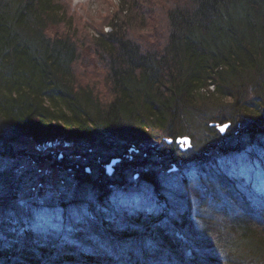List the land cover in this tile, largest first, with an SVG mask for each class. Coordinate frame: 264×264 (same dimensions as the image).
<instances>
[{"label": "trees", "instance_id": "obj_1", "mask_svg": "<svg viewBox=\"0 0 264 264\" xmlns=\"http://www.w3.org/2000/svg\"><path fill=\"white\" fill-rule=\"evenodd\" d=\"M67 9L60 0H0V154L30 157L19 144H8L28 137L40 143L55 138L81 143L63 155L64 163L51 164L63 171L72 167L70 158L80 159L73 166L81 169L87 187L80 191L71 178L61 195L66 198L58 205L67 221L74 212L71 207L82 202L90 215L85 208L76 210L87 218L81 233L75 229L83 224L79 221L63 225L62 230L51 223L39 229L32 216L34 204L28 202L26 207L18 202L22 187L13 188L2 175L0 264H109L119 258L126 263L128 257L132 264H264V203L260 204L258 193H252L251 185L236 178L241 171L233 170V162L226 159L235 151H219L229 139L216 129L209 126L201 148L191 153L199 184L185 185L182 178L180 196L173 200L169 194L173 188L161 192L157 175L146 169L141 177L155 189L158 207L125 214L124 221L116 220L119 211L108 205L113 191L108 183L117 176L125 180L121 172L125 162L111 176L103 165L117 153L129 161L126 153L132 145L140 150L141 145L135 144L138 139L127 141V135L135 132L131 126L152 130L151 137L190 134V126H185L189 117L196 112L208 117L205 112L218 101L216 115L205 120H230L235 125L240 116L252 115L264 121L263 106L245 102L254 84L256 101L264 100V81L252 80L249 87L239 89V77L249 63L264 68V0H119L109 18L111 30H99L94 36L77 31ZM159 12L163 20L155 27ZM130 18L159 35L158 41L154 34L149 43L143 41L152 32L132 33ZM85 54L93 55L92 62L102 69L112 99L105 101L93 87L78 82L76 66ZM237 63L244 71L227 69ZM228 98L232 103L225 107L223 100ZM245 123L241 132L257 142H241L242 148L253 145L254 152L264 154V125L256 128L251 120ZM6 128L12 133L8 139L3 133ZM109 130L110 145L116 141L120 147L98 160L95 151V158L84 157L101 148L99 136ZM161 140L165 141L163 155L170 154V149L177 151L174 158L181 154L176 144ZM147 151H136L138 157L130 161L137 158L141 164L144 160L139 159ZM55 156L57 151L50 156L51 162ZM257 160L263 164L264 156L250 161ZM87 166L99 169L100 176L87 174ZM5 170L13 176V166ZM211 175H218L220 181H212L215 176ZM185 187L193 188L199 204L183 196ZM126 242L132 249L127 250Z\"/></svg>", "mask_w": 264, "mask_h": 264}, {"label": "rangeland", "instance_id": "obj_2", "mask_svg": "<svg viewBox=\"0 0 264 264\" xmlns=\"http://www.w3.org/2000/svg\"><path fill=\"white\" fill-rule=\"evenodd\" d=\"M63 2V5L68 7L67 11L68 14L72 15L71 22H74V28L77 31H82L85 34L89 33L91 36H94L95 33L99 30H109L111 29L110 26V20L113 12L118 7L119 0H60ZM161 3V1H158L157 4ZM156 16L158 18V22L156 24L155 20H150L152 25H155V27L158 26L159 21L162 22V18L164 15L159 12L156 13ZM160 17V18H159ZM160 22V23H161ZM128 28L129 30L134 33H149L152 31H146L142 29V27L136 23L133 19L130 18L128 21ZM59 31H64L63 28H60ZM156 35V33L152 34H146L144 36V40L147 43H149L152 40V36ZM159 35H156V39ZM158 41V40H157ZM159 47L161 44L158 45ZM88 51V50H86ZM86 58L81 60L78 65L76 66V72L75 75L77 76L78 82H81L82 86H85L86 84L93 87L94 92L96 95L100 98H104V100L112 99L111 94V86H109V82L106 81L105 76L103 75L102 69H99L97 64H94L92 62V56L89 54L88 56L85 54ZM92 59V60H91ZM224 102H226L225 107L230 106L232 103V99H224ZM214 103V102H213ZM219 101L213 104V106L209 107L211 110L206 111L205 113L209 114V116H215L216 110L219 105ZM258 110V114H261V111ZM221 112V109H220ZM223 113V112H222ZM202 116L199 113L196 112V114H193V116L189 117V120L186 121L185 126H190V136L192 137V148L191 153L197 152L205 141L207 134L209 132V126L218 131L220 135L223 137H226V139H235L241 142H247L251 141L254 137H250L249 135L243 133L240 131V126H236L234 124L229 123V127L227 128L226 132L224 134H221V129L219 128V125H224L226 123L222 121H214V120H204ZM207 117V116H206ZM207 117V118H208ZM185 116V120H186ZM211 123H215L212 124ZM239 127V128H238ZM240 131V132H239ZM256 137V136H255ZM263 137V136H262ZM262 137L260 139H262ZM165 138V135H160L159 137H154L153 140H151V144L154 147L155 143H160V151L163 150V146L165 141H162L161 139ZM25 138H23L24 140ZM128 139V138H127ZM157 139V140H154ZM256 139V138H255ZM252 140L254 142H257L256 140ZM19 140L17 144L21 146L22 150H25V154H31L28 156H25L23 158L20 157H13L7 154H0V171L2 169L5 170L7 167L14 166L16 168V172L18 175H23L22 180L20 182V185L22 187V191L19 193V200L20 203H28L31 202L34 204V211L33 215L35 220V225L39 227V229L45 228V226L48 223L55 224L58 229H61L63 225H67V223H70L71 225L78 223V221L83 224L81 226L76 227L75 229L79 230V233H81L83 228L85 227L84 223L87 220L85 215H82V212H76L79 209H82L86 212V215L89 216V207L86 206V204H80L78 207H71V209L74 212H70L67 216V219L64 216V212L61 211L62 208H60V201L63 198H66V196H61L62 193L67 192L68 185L67 183L70 181V176L68 175L67 178L68 182L65 178H63V175L61 174L58 167L54 168L55 165L51 164V158L52 154L55 155V152L57 151L59 157H62V155L67 154V152L72 153L76 148L77 145L80 146L81 143L78 141L75 142L72 139L68 140L65 138H55V140H49L44 141V143H40L36 141L34 138L31 139V137L26 138L24 141ZM167 140V139H166ZM23 141V143H22ZM128 142H131L130 139L127 140ZM126 139H124V143L127 142ZM162 141V142H161ZM168 141V140H167ZM22 143V144H21ZM249 146V145H248ZM253 145H250L249 148H252ZM136 147V145H135ZM263 149V147H262ZM153 149H150L152 151ZM246 149L237 152V153H231L229 156H226L227 160H231L234 164V169L236 170L239 168V174L238 177L242 176L245 179H242L241 183L249 184L253 188L252 193L255 194V192L258 193L257 196H260L261 199L260 204L263 205L264 203V168L261 166V163L257 161H250L253 157H263L264 154H261L262 150H258L256 153L249 154V151H245ZM190 153V151H189ZM148 151L146 152V156L148 155ZM141 157L140 160H144V164L139 169H133L129 172V174L126 175V183H128V187H121L119 189L113 190L111 194V197L108 200V205L112 208H114V211H119V214L117 215V219L119 221H124L127 219L128 216L125 214H133L136 210L139 209H151L152 207H158L156 205L157 199H155V194L153 190V186L151 183L146 182L142 179L141 174L144 173V170L148 169V158L145 159V157ZM149 157V156H148ZM149 159H153L155 162L161 163V158H157L156 154L151 155ZM151 162V161H149ZM14 163V164H13ZM157 164V163H156ZM162 165H159L158 171H161V169H164L163 163ZM264 164V162H263ZM262 164V165H263ZM171 166V165H170ZM180 172H176L175 174H169L167 176L171 179V182L167 184L168 188H176L177 186H184L181 184V182H178L184 179L185 185L190 183L192 186L193 184H199V180H196L195 176V169L192 166L183 167L179 170ZM219 174V172H217ZM194 175V176H193ZM241 175V176H240ZM215 176V178H211L212 181L219 182V176L218 175H211ZM218 176V177H217ZM178 182V183H177ZM240 182V181H239ZM222 184V183H221ZM130 187V188H129ZM177 191H180V188L177 187ZM256 195V194H255ZM86 196V195H85ZM166 197V195H164ZM88 198V196H87ZM256 199V196H254ZM253 198V199H254ZM89 199V198H88ZM165 203L167 202L168 198H164ZM107 202V201H106ZM158 202V201H157ZM58 205L56 208L55 205ZM162 207V206H161ZM88 208V209H87ZM36 209V211H35ZM153 209V208H152ZM104 210L108 212H112L111 208H104ZM130 212V213H126ZM135 215V214H134ZM135 219H137L135 217ZM71 221V222H70ZM74 221V223H73ZM116 222V221H114ZM138 222H142L141 220H138ZM73 223V224H72ZM137 223V220L135 221ZM69 224V226H70ZM82 227V228H81ZM145 227V226H144ZM85 229V228H84ZM62 230V229H61ZM135 238V237H132ZM147 241V240H146ZM125 246H127V250L132 249L131 243L126 242ZM127 257V256H126ZM126 257H123V260H126ZM130 257L127 258L126 263L125 261H122L121 258L120 261H115V263H109V264H132V261H129ZM53 261L50 262V264ZM85 263V262H84ZM67 264V263H62ZM72 264H81L79 262H73ZM83 264V263H82ZM88 264V263H85Z\"/></svg>", "mask_w": 264, "mask_h": 264}, {"label": "bare ground", "instance_id": "obj_3", "mask_svg": "<svg viewBox=\"0 0 264 264\" xmlns=\"http://www.w3.org/2000/svg\"><path fill=\"white\" fill-rule=\"evenodd\" d=\"M110 30L111 29L106 30V31H110ZM227 69L232 70V71H238V70L241 71V70H243L242 67L239 66V63H237V65H234V67H231L230 66ZM247 69H248L247 71H244L243 70L244 73H242L241 74V77H239V80H240V88L239 89L240 90H243L246 87H249L251 85V83H252V80L253 81H256L258 83L264 81V76L262 74V73H264L263 65H260V64L257 65V64H254V63H249ZM256 82H254V83H256ZM253 87H255V84L252 87H249L248 88V90L250 89L251 91L249 92V96L247 97V99H246L245 102H247V105L254 104V103H256L257 105L260 104V105L263 106V109H264V100H260L259 102L256 101V94L254 93V90L251 89ZM211 89L213 91H216V86L215 85L211 86ZM240 90H238L239 93L241 92ZM202 118L204 120L206 119L205 116H202ZM250 120L252 121V123H254V125L256 126V128L259 125H262V124L264 125V123H262V121H263L262 119H260L259 117L252 116V115L251 116H245V115L240 116L239 119H235V121H236L235 122V125L240 126V128L238 127L240 129V131H245L244 130V127L246 125L245 121H250ZM229 121L228 120H225L224 123H228ZM230 123H231V121H230ZM131 128H134L135 129V132H134L133 135H131V137L129 135H127L128 139H131V138L138 139L135 144L141 145L140 150H142V152L147 151L146 148H148V149L151 148L153 150L150 153H153L154 155L156 154V157L157 158L159 157V158H161L162 160L165 161V162H161L165 166L164 169H161V171H158L159 165H162V164L161 163H158V162H155L153 159H149V157H151V155H153V154H150L149 153L147 155V157L149 156L148 157V160L151 161V162L148 161V166L149 167H148L147 170H151V171H154L155 172V174L157 175L158 181L161 182V184L159 185L161 192H163V191L166 192V190H169V188L167 187V184H169L171 182V179H173V178H171V179L168 178L167 179V176L169 174H175L176 172H180L179 170L182 169L184 166L186 167L187 164H189V166H192L193 165V161L191 160L192 158H190L191 157V150H190L191 147H187L185 149L186 142L185 141H182V140H179L178 141V138L179 137L184 138V137L188 136L191 139H192V137L189 135V133H186L185 135H178L175 138L174 137H170V136H168L166 134L165 138L168 140L169 144H176L177 147L180 148L181 154L185 156V157H182L181 154H180L179 156H177L176 158H174L177 151L176 152L175 151H170L171 150L170 149L169 150L170 154L167 155V153H166V155H163V153L159 149L160 148V143H158V142L155 143L154 142L153 144L155 146L154 147L152 146V144H151L150 141L153 140V138L155 137V136H152V137L150 136V135L153 134V133H151L152 130L147 129V128L145 129L143 127L141 128L140 125H136V126L134 125V126H131ZM105 130H107V129H105ZM217 131L220 132V130H217ZM110 132H111V130L106 131V133H104L101 136H99V141H100V146H101V148H98L99 150L95 148L96 150L93 149L92 151L88 152V154H84V157L90 156L93 159V158H95V155H94L95 152H99L98 155H97V158H96V160H98V158H100V156L104 157V156L108 155L110 153V151H112V150L114 151V150L118 149V147H120L121 143L119 145L116 141H113L111 143V145H110V140H109V134H110ZM153 132H156V131L153 130ZM3 133L6 135L7 139L12 135L11 130L9 128H6L3 131ZM261 134L264 135V132L262 131ZM154 140H157V139H154ZM1 143H3L2 140L0 141V144ZM8 144H10L11 147L18 145L14 140L8 141ZM109 145H110V148H109ZM249 146L246 145L244 149H246L247 151H249L250 152L249 154H253L254 153L253 151H255V149L254 148H249ZM242 147H243L242 143L240 145V143H239V141L237 139H232V140L229 139L228 142L222 143L220 145L219 151L220 150L221 151L225 150L226 152H230V150H234L235 151L234 153H237V152H240V151L244 150ZM108 148H109V150H106ZM127 150H128V152L126 154H128L130 160H131V158L133 156L134 157H138L139 154H137V152L140 151V150H139V148L135 147V145H132L131 149L128 148ZM182 151H183V153H182ZM189 151H190V153H189ZM188 153H189V156L186 155ZM55 157L56 158H54L51 163L58 164V165H60L59 163H64L65 158L63 157V155H62V158H60L59 156H55ZM127 158L128 157L127 156L124 157V155H122V153H117V154H114L113 156H110L108 159L104 160V162H103V165H105V171H106V173L109 174V176H111L112 174H114L113 173L114 171L116 173H118L116 171L118 165L121 164V163L123 164V162H125V164H124L125 167L124 168L122 167V170H121V172H123L122 175H123V178L125 177V180L123 181V180L119 179V177L117 176V177H113L112 182L108 183L109 186L113 190L119 189L121 187H124V188L125 187H128V183H126V175L129 174V172L132 171L133 169H139L144 164V161L140 164V162H138V159L137 158L136 159L134 158V160H132V161H130V160L129 161L123 160V159H127ZM70 159H71V161H69V162L72 164V167L70 166L69 168H67V170H65L66 168H64L63 171H61L60 169L59 170L63 173L64 178H65V176L67 177L69 175L70 176L69 177L70 180H71V178H72V181L73 180H76L77 183H79V184H77L78 185V188L80 187V191H83L87 187V185H86L87 182L84 180V174L81 173V169H79L77 166H73V163L74 162H78L80 164L81 163L80 162V159H78V161H75L74 158H70ZM83 159H85V158H83ZM113 160H116L115 163L112 162ZM183 161H185V162L182 163ZM132 162L134 164H136L137 166L136 165L135 166L134 165H130V163H132ZM138 166H140V167H138ZM261 166H263V168H264V164L262 165V163H261ZM61 168L63 169V167H61ZM13 172L14 173H13V176H12L11 174H8L6 170L2 169V171H0V179H3L2 175H4V177H6V178H9L10 179V183L12 184V186L14 188V186L20 185V182H21V180L23 178L22 177L23 175H18L17 172H16V168H14V171ZM144 172H146V170H144ZM86 173L87 174L93 173L96 177H99L100 174H101V173H99V169H97V168H90V166H87L86 167ZM236 178L240 182H242V179H245L243 176H242V178L241 177H238V176ZM65 179L68 182L67 178H65ZM232 185H234V183ZM177 187H179L180 189L183 188L182 186H177ZM177 187L176 188H173L172 189L173 191H170L169 190V194H172V199L173 200L180 196L179 195L180 192H178L176 190ZM188 188H189V186H188ZM188 188L185 187L186 192L183 193V196H187L188 197V195H189V197L191 198V201L194 202V204H195V202L199 204L198 201H195L194 193L191 192V191H193V188L192 187L190 189H188ZM153 190L155 191L154 188H153ZM21 191H22V188H21V190L19 192H21ZM156 191H158V190L156 189ZM253 192H254V190H253ZM229 193L232 194V192H229ZM255 193H257V192H255ZM259 195L262 196L261 194H259ZM260 196H258L257 199H259ZM18 197L16 198L17 200H19ZM259 200H261V199H259ZM18 202H20V201H18ZM25 206L28 207V203L27 202L25 203Z\"/></svg>", "mask_w": 264, "mask_h": 264}, {"label": "water", "instance_id": "obj_4", "mask_svg": "<svg viewBox=\"0 0 264 264\" xmlns=\"http://www.w3.org/2000/svg\"><path fill=\"white\" fill-rule=\"evenodd\" d=\"M230 123V122H229ZM229 123H226V124H224V125H219V128L221 129V133L222 134H224L225 132H226V130H227V128L229 127ZM212 124H215V123H211V125ZM179 140H182V141H185L186 142V147H185V149L187 148V147H192V139L190 138V137H188V136H186V137H184V138H181V137H179L178 138V141ZM115 161L116 160H113L112 162L113 163H115Z\"/></svg>", "mask_w": 264, "mask_h": 264}]
</instances>
